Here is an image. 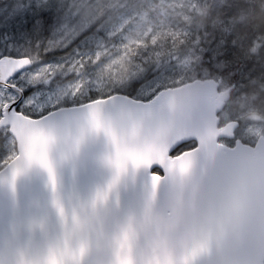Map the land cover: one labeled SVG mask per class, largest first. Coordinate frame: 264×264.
<instances>
[{"label":"snow or ice","instance_id":"1","mask_svg":"<svg viewBox=\"0 0 264 264\" xmlns=\"http://www.w3.org/2000/svg\"><path fill=\"white\" fill-rule=\"evenodd\" d=\"M143 7L21 0L0 18V186L12 200L0 264H264V136L225 118V73L202 76L168 33L133 34ZM30 11L19 45L7 33ZM101 134L112 178L67 210L58 170L75 175L81 145ZM35 172L59 219L39 249L24 234L45 224L19 218L18 200Z\"/></svg>","mask_w":264,"mask_h":264},{"label":"trees","instance_id":"2","mask_svg":"<svg viewBox=\"0 0 264 264\" xmlns=\"http://www.w3.org/2000/svg\"><path fill=\"white\" fill-rule=\"evenodd\" d=\"M9 1L10 0H0V11L7 6ZM153 1H154V3L156 2L155 5H154ZM228 1H230V0H228ZM232 1L236 4V7H238V8L242 5L240 7V9L238 10L239 14L236 18L237 19L236 22L239 21L241 23H233V22H231V20L227 19V18H231L230 17V13L232 12L231 5H228V6L224 7L223 9H218L217 7H215V8H209L207 10H200V11L197 10L196 12H185L184 13V11L180 10L179 8L178 9L169 8L165 12H162L161 9L159 7H157L158 6V0L157 1L156 0H142V3L145 7L136 9V11L147 13L148 18L151 20L153 19L152 21L155 24V28L152 30L153 33H155V32H163V33L167 32V33H169V36L167 37V40L164 41V43H166L165 45H172L173 44L172 39H173V41L175 40V43L179 44L178 46H177V44H174L175 46H177V47L174 46L175 47L174 50L176 49L175 51H177L179 53L182 52L181 54L184 55L188 51L194 49L197 43L200 44V46L202 48H203V46H207V47L210 46L209 51L211 48L212 49L214 48L213 49L214 54L211 55V58L208 59L207 61H201V64L206 66V69L209 66L208 64H211L212 67L211 68L208 67L207 70L209 71V74H211L212 77L214 76L213 78H215L217 80H219L220 73H225L224 79L220 82L222 87H223L222 89L225 90V88H228L231 90V93H232L231 99L227 103L225 110L228 109L230 107V105L232 104V102L234 101L233 95L235 94V92L238 91V89L240 87L248 90L247 96L249 97L250 100H252L253 98H256L257 96H259V97L261 96V98H264V73H263L264 72V57H262L261 53H260V51L264 48V46H262V48L258 46V42L261 39V36L264 35V31H263L264 30V13H260V12L257 13L259 8L256 11V6H255L256 4L262 5L263 6L262 11L264 12V0H238V1L237 0H231V3H232ZM120 2H125V0H120ZM146 4L148 5L147 7H146ZM245 4H251V5H245ZM242 8H245V9H242ZM88 9L89 8H86V7L83 8L82 11H80L81 12L80 14L83 15V13L85 11H87ZM245 12H246V14H245ZM88 13H89V11L87 12V14ZM256 13H257V15H255ZM87 14H85V15H87ZM252 16H254V17L257 16V17L254 18ZM214 18H216V19H214ZM154 19H156V20H154ZM28 20L29 19H27L25 21L19 20L15 25L16 32L14 33V32L9 31L8 32L9 35L13 34L14 36H16L15 35L16 33H20V36L18 38L25 41L23 39V33H24L23 25H26L28 23ZM225 20L227 22H225ZM53 23L54 24L56 23V15L55 14L53 15ZM203 23L205 26L203 25ZM183 27H184V29H183ZM232 28L235 31L231 30ZM259 28H260V30H259ZM239 29H241L240 31H243V32H240ZM247 29H248V31H247ZM185 30H187V31L185 32ZM206 30H208L207 32L211 35L210 39H212V42H213L212 44H209L208 42L203 41ZM237 33H238V35H236ZM240 35H242V36H240ZM230 36H231V38H229ZM243 36H245V37H243ZM170 37H171V39H170ZM186 38H187V40H186ZM201 38H202V40H201ZM232 38L234 40L231 41ZM177 39H178V41H177ZM188 40L191 42H189ZM166 41H168L169 43ZM185 41H186V43H185ZM223 41H224V43H223ZM180 46H181V50L179 49ZM232 49H234V50H232ZM244 50H245V52H243ZM233 54H235V56ZM259 54H260V56H259ZM246 55H247V57H246ZM241 56H242V58H241ZM218 57H219V60H217ZM245 58L247 60H245ZM218 61H219V64H218ZM233 61H236V62L233 63ZM255 66H256V68H255ZM214 68L216 69V72H213ZM248 69H249V71H248ZM257 69H261V72H259L260 70L258 71ZM217 70H218V72H217ZM254 72H255V74H254ZM212 73H214V74L212 75ZM258 75H259V77H258ZM256 78L258 81L256 80ZM250 79H251V81H249ZM230 81L232 82V84ZM233 81H234V83H233ZM260 81H262V83H260ZM247 85H249V86H247ZM254 86L256 87L255 89H254ZM249 89H251V90H249ZM249 91L251 93H249ZM252 91H254V92H252ZM263 106H264V104H263ZM263 106L260 105L261 108L258 107L259 109L257 108V112H259V113L263 112L264 113ZM240 122H241V127H242V124H243L242 120H240ZM0 151H2V150H0Z\"/></svg>","mask_w":264,"mask_h":264},{"label":"water","instance_id":"3","mask_svg":"<svg viewBox=\"0 0 264 264\" xmlns=\"http://www.w3.org/2000/svg\"><path fill=\"white\" fill-rule=\"evenodd\" d=\"M224 106L230 98V91L223 92ZM110 146L101 134L94 136L80 147L83 164L75 175L69 168L58 170L59 193L67 210L74 204L86 201L94 195L98 188L104 187L111 180L113 172L107 167L103 158ZM59 150H53V156L58 158ZM47 177L42 172H35L29 178L18 181L19 218L24 221L43 222L45 231L39 228L35 233L24 234V239L30 237L35 249L42 248L48 237L59 231V219L51 204V194L46 186ZM120 202L122 207L128 205V197L121 190ZM112 215L111 211L108 214ZM12 216V200L8 191L0 186V235L8 230Z\"/></svg>","mask_w":264,"mask_h":264},{"label":"rangeland","instance_id":"4","mask_svg":"<svg viewBox=\"0 0 264 264\" xmlns=\"http://www.w3.org/2000/svg\"><path fill=\"white\" fill-rule=\"evenodd\" d=\"M171 1H173V2H170L169 0H164V2H163V0H158V7L161 9L162 12H165L169 8H172V9H178L179 8L184 12H196L197 10H199V11L200 10H207L209 8H215V7H217L218 9H223L226 6L231 5V7L233 8V9L231 8L232 14L230 13L231 22L241 23L239 21L236 22L237 21L236 18L239 14L238 10L240 9L241 6L239 8L236 7V4L233 1L231 3V0L230 1H228V0H171ZM161 2H162V4H161ZM166 2H167V4H166ZM185 2H186V4H185ZM19 3H21V0H10L9 3L7 4V6L3 10L0 11V18L7 15L6 12H7L8 6L15 7ZM178 5H179V7H178ZM245 5H251V4H245ZM255 6H256V11L259 8L258 13H259V11H260V13H264L262 11L263 10L262 5L256 4ZM257 6H258V8H257ZM82 9H79V11H82ZM44 11H53V10L52 9H44ZM88 11H89V13L87 14ZM85 14H87V15H85ZM90 14H91V9L89 8L87 11H85L83 13L82 16L87 17ZM33 15H35V13L33 14L30 11L26 15L22 16L20 18V20L25 21L27 19H30ZM255 15H257V13ZM117 22L118 21L116 20V18L113 17L111 20L108 21V26L110 27L112 24L117 23ZM154 28H155L154 22L148 18L147 13H146L143 21L139 25L134 26V33L133 34H135L136 31H140V32H144V31H148V30L152 31ZM7 35L10 38L14 37L13 34L9 35V33H7ZM18 37H17V40L19 42V45H25V41H23L22 39H20ZM209 38H211V36L206 30L203 41L208 42L209 44H212L213 43L212 39H209ZM261 38L262 39H260L258 42L259 47L264 46V35L261 36ZM199 46H200V44L197 43L195 46L196 48H194V49H192V50H190L184 54V58L186 60L187 59H196V70H197V72L201 73V75L203 76V74L206 70V67L204 65H203V67H201V65H202L201 61H207L208 58L210 59L211 55L214 54V50H213L214 48L213 49L211 48L212 50L210 49V51H209L210 46H208V47L205 46V49H204V46H203V48L199 47ZM262 51H260V53H261V56L263 57L264 56V54H263L264 48L262 49ZM207 53H211V55H208ZM206 55H208L209 57H207ZM202 57H203V59H202ZM207 71L208 70H206V72ZM207 73H209V71ZM205 78H207V77H205ZM241 89H242V92H241ZM247 91H248L247 89H243L242 87H240L238 89V91L235 92V94L233 95L234 101L232 102L230 107L225 110V114H226L225 118H229L232 120L233 119L242 120L243 124H242L241 129L242 130L247 129V133H248L249 138H255V137L264 135V115L257 112V107H259L260 105H263L262 103L264 102V98L260 97L261 98L260 99L259 96H257L256 98H253L252 100H250L249 97L247 96V94H248ZM3 135L4 134L2 132V137H3Z\"/></svg>","mask_w":264,"mask_h":264},{"label":"bare ground","instance_id":"5","mask_svg":"<svg viewBox=\"0 0 264 264\" xmlns=\"http://www.w3.org/2000/svg\"><path fill=\"white\" fill-rule=\"evenodd\" d=\"M157 1V0H156ZM170 2H173V1H171V0H169ZM238 1V0H237ZM150 2V1H149ZM163 2H164V0H163ZM212 2V1H211ZM153 3H154V1H153ZM152 3V4H153ZM201 3V2H200ZM156 4V2L154 3V5ZM161 4H162V2H161ZM166 4H167V2H166ZM177 4V3H176ZM185 4H186V2H185ZM207 4V3H206ZM240 4V3H239ZM151 5V4H150ZM164 5V4H163ZM148 5L146 4V7H147ZM204 6V5H203ZM242 6V5H241ZM11 7V6H10ZM145 7V6H144ZM156 7V6H155ZM158 7V6H157ZM178 7H179V5H178ZM208 7V6H207ZM210 7V6H209ZM245 7V6H244ZM257 8H258V6H257ZM242 9H245V8H242ZM255 9V8H254ZM253 9V10H254ZM3 10V9H2ZM181 10V9H180ZM6 12V11H5ZM177 12V11H176ZM236 12V11H235ZM260 12V11H259ZM7 13V12H6ZM33 13V12H32ZM185 13V12H184ZM248 13V12H247ZM258 13V12H257ZM34 14V13H33ZM232 14V13H231ZM237 14V13H236ZM245 14H246V12H245ZM249 14V13H248ZM206 15V14H205ZM210 16V15H209ZM216 16V15H215ZM235 16V15H234ZM260 16V15H259ZM252 17H254V16H252ZM251 17V18H252ZM257 17V16H256ZM256 17H254V18H256ZM192 18V17H191ZM213 18V17H212ZM259 18V17H258ZM214 19H216V18H214ZM222 19V18H221ZM227 19H229V20H231L230 18H227ZM260 19V18H259ZM258 19V20H259ZM153 20V19H152ZM154 20H156V19H154ZM201 20V19H200ZM213 20V19H212ZM223 20V19H222ZM236 20V19H235ZM254 20V19H253ZM263 20V19H262ZM158 21V20H157ZM210 21V20H209ZM163 22V21H162ZM219 22V21H218ZM224 22V21H223ZM225 22H227L226 20H225ZM210 24V23H209ZM263 24V23H262ZM203 25H204V23H203ZM235 25V24H234ZM205 26V25H204ZM227 26V25H226ZM162 27V26H161ZM222 27V26H221ZM238 27V26H237ZM262 27V26H261ZM217 28V27H216ZM242 28V27H241ZM183 29H184V27H183ZM182 29V30H183ZM206 29V28H205ZM204 30V29H203ZM231 30H233V28L231 29ZM241 29H239V31H240ZM244 30V29H243ZM259 30H260V28H259ZM262 30V29H261ZM156 31V30H155ZM160 31V30H159ZM187 30H185V32H186ZM208 31V30H207ZM216 31V30H215ZM229 31V30H228ZM233 31H235V30H233ZM237 31V30H236ZM238 31V32H239ZM247 31H248V29H247ZM250 31V30H249ZM254 31V30H253ZM264 31V30H263ZM182 32V31H181ZM226 32V31H225ZM240 32H243V31H240ZM167 33V32H166ZM204 33V32H203ZM220 33V32H219ZM169 34V33H168ZM240 34V33H239ZM175 35V34H174ZM183 35V34H182ZM186 35V34H185ZM194 35V34H193ZM221 35V34H220ZM229 35V34H228ZM236 35H238V33L236 34ZM246 35V34H245ZM169 36V35H168ZM184 36V35H183ZM187 36V35H186ZM185 36V37H186ZM211 36V35H210ZM216 36V35H215ZM240 36H242V35H240ZM182 37V36H181ZM188 37V36H187ZM233 37V36H232ZM243 37H245V36H243ZM250 37V36H249ZM248 37V38H249ZM193 38V37H192ZM229 38H231V36L229 37ZM236 38V37H235ZM170 39H171V37H170ZM180 39V38H179ZM184 39V38H183ZM206 39V38H205ZM210 39V38H209ZM215 39V38H214ZM245 39V38H244ZM252 39V38H251ZM262 39V38H261ZM167 40V39H166ZM186 40H187V38H186ZM201 40H202V38H201ZM232 40H234L233 38L231 39V41ZM238 40V39H237ZM243 40V39H242ZM177 41H178V39H177ZM189 41V40H188ZM216 41V40H215ZM245 41V40H244ZM166 42H168V41H166ZM172 42H173V39H172ZM182 42V41H181ZM189 42H191V41H189ZM211 42V41H210ZM230 42V41H229ZM249 42V41H248ZM169 43V42H168ZM167 43V44H168ZM180 43V42H179ZM185 43H186V41H185ZM193 43V42H192ZM223 43H224V41H223ZM166 44V43H165ZM172 44V43H171ZM175 44H177V46L179 45L178 43H175ZM189 44V43H188ZM206 44V43H205ZM237 44V43H236ZM239 44V43H238ZM241 44V43H240ZM245 44V43H244ZM175 46V45H174ZM177 46H175V47H177ZM188 46V45H187ZM174 47V48H175ZM190 47V46H189ZM199 47H201V46H199ZM212 47V46H211ZM179 48V47H178ZM196 48V47H195ZM226 48V47H225ZM246 48V47H245ZM262 48V47H261ZM180 50H181V46H180V48H179ZM183 49V48H182ZM204 49H205V46H204ZM218 49V48H217ZM176 50V49H175ZM232 50H234V49H232ZM241 50V49H240ZM218 51V50H217ZM227 51V50H226ZM225 51V52H226ZM238 51V50H237ZM248 51V50H247ZM260 51V50H259ZM262 51V50H261ZM232 52V51H231ZM241 52V51H240ZM243 52H245V50L243 51ZM263 52V51H262ZM182 53V52H181ZM229 53V52H228ZM235 53V52H234ZM230 54V53H229ZM264 54V53H263ZM262 54V55H263ZM199 55V54H198ZM205 55V54H204ZM234 56H235V54H233ZM230 56V55H229ZM232 56V55H231ZM237 56V55H236ZM249 56V55H248ZM251 56V55H250ZM259 56H260V54H259ZM207 57H208V55H207ZM221 57V56H220ZM238 57V56H237ZM246 57H247V55H246ZM256 57V56H255ZM264 57V56H263ZM224 58V57H223ZM226 58V57H225ZM241 58H242V56H241ZM202 59H203V57H202ZM209 59V58H208ZM222 59V58H221ZM235 59V58H234ZM255 59V58H254ZM217 60H219V57H218V59ZM226 60V59H225ZM232 60V59H231ZM236 60V59H235ZM241 60V59H240ZM243 60V59H242ZM245 60H247L246 58H245ZM234 62H236V61H233V63ZM244 62V61H243ZM206 63V62H205ZM238 63V62H237ZM255 63V62H254ZM218 64H219V61H218ZM232 64V63H231ZM258 64V63H257ZM256 64V65H257ZM261 64V63H260ZM209 65V64H208ZM225 65V64H224ZM245 65V64H244ZM259 65V64H258ZM260 66V65H259ZM206 67V66H205ZM238 68V67H237ZM255 68H256V66H255ZM198 69V68H197ZM207 69H208V67H207ZM206 69V70H207ZM229 69V68H228ZM205 70V71H206ZM226 70V69H225ZM234 70V69H233ZM252 70V69H251ZM259 72H261V69H257ZM256 70V71H257ZM239 71V70H238ZM245 71V70H244ZM248 71H249V69H248ZM208 72V71H207ZM216 72V71H215ZM217 72H218V70H217ZM224 72V71H223ZM263 72V71H262ZM264 73V72H263ZM214 73H212V75H213ZM227 74V73H226ZM254 74H255V72H254ZM262 74V73H261ZM242 75V74H241ZM257 75V74H256ZM255 75V76H256ZM228 76V75H227ZM254 76V77H255ZM214 77V76H213ZM236 77V76H235ZM253 77V76H252ZM258 77H259V75H258ZM229 78V77H228ZM231 79V78H230ZM244 79V78H243ZM227 80V79H226ZM238 80V79H237ZM256 80H257V78H256ZM263 80V79H262ZM246 81V80H245ZM249 81H251V79L249 80ZM258 81V80H257ZM231 82V81H230ZM233 83H234V81H233ZM260 83H262V81H260ZM231 84H232V82H231ZM246 86V85H245ZM247 86H249V85H247ZM252 86V85H251ZM253 87V86H252ZM237 88V87H236ZM247 88V87H246ZM256 87L254 86V89H255ZM249 90H251V89H249ZM259 90V89H258ZM241 92H242V89H241ZM244 92V91H243ZM248 92V91H247ZM252 92H254V91H252ZM246 93V92H245ZM249 93H251L250 91H249ZM256 94V93H255ZM239 95V94H238ZM263 95V94H262ZM261 97V96H260ZM259 97V98H260ZM263 97V96H262ZM247 98V97H246ZM261 99V98H260ZM263 100V99H262ZM262 104H264V102L262 103ZM259 105V104H258ZM263 106V105H262ZM260 107V106H259ZM258 108V107H257ZM261 108V107H260ZM263 108H264V106H263ZM259 109V108H258ZM263 113V112H262ZM262 113H260V114H262ZM263 115H264V113H263ZM262 115V116H263Z\"/></svg>","mask_w":264,"mask_h":264},{"label":"clouds","instance_id":"6","mask_svg":"<svg viewBox=\"0 0 264 264\" xmlns=\"http://www.w3.org/2000/svg\"><path fill=\"white\" fill-rule=\"evenodd\" d=\"M232 239H233V240H238V236L235 235V234H233V235H232Z\"/></svg>","mask_w":264,"mask_h":264}]
</instances>
